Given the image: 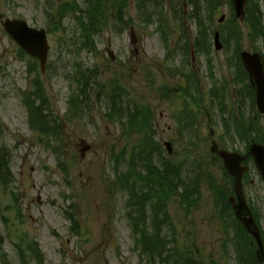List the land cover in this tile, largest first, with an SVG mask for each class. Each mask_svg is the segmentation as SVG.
<instances>
[{
	"label": "rangeland",
	"instance_id": "1",
	"mask_svg": "<svg viewBox=\"0 0 264 264\" xmlns=\"http://www.w3.org/2000/svg\"><path fill=\"white\" fill-rule=\"evenodd\" d=\"M74 1L86 7L84 0H0V138L1 145L3 143L8 149L15 180L6 192L12 190L16 194L20 207L19 213L11 208L14 203L11 192L3 196L0 191V264H21L16 243L22 236L39 244L44 256L43 264H147L136 248L132 226L124 214L128 194L124 193L123 196L110 191L113 149L126 148L129 153L134 145L142 141V135L125 133L118 122L106 116L110 108L107 89L117 82L127 87L139 102L152 108L156 140L164 148L163 156H169L173 162L183 161L184 179L200 185L199 189L192 191V204L186 206L182 203L184 195L180 197L178 194L166 202L165 208L157 214L162 220L169 218L166 225L163 222L159 225L153 223L156 209L151 201L148 202L146 216L150 219V228L161 229L162 237L167 242L166 250L179 246L183 252L195 253L198 259L205 262L244 264L240 258L241 245L229 242L223 230L225 223L218 218L213 207V200L217 198L213 185L216 182L225 184L228 178L223 176L218 159L210 155L212 141L220 140L222 129L220 125L217 126V121L216 126L210 124L202 109L195 130L180 134L178 129V134L185 139L177 137L174 130L176 125L180 126L177 113L182 107V99L169 104L159 93L165 84L178 87L181 75L176 78L169 76V68L179 71L183 63L196 71L200 85L197 96L202 101L209 90L216 86L222 89L220 81L228 79L225 77L229 74L225 66L228 55L235 56L239 47L242 51L264 53V15L260 22L263 35L258 36L250 21L244 23L238 20L231 4L227 0L221 1L219 11L213 14L214 20L205 23L212 30V52L208 60L206 56L198 54L192 60L194 42L203 37L200 38L202 29H198L192 19L193 7L188 0L166 1L170 23H162V29L168 25L173 30L179 21L183 33L178 37L177 33L169 31L165 38L163 34L167 30L163 33L159 30L160 23H156L158 16L154 14L150 22L147 18L139 17L135 1L128 0L127 10L123 8V14L125 20H131L130 27L135 29V45L130 41V27L120 30L123 25L121 17L111 8L112 0H109L105 6L108 21L96 33L93 50L82 46L83 28L71 9H65V17L60 19L59 7H66ZM151 1H148V8L154 9ZM260 4L264 13V0H260ZM224 14L227 20L222 22L221 16ZM111 15L114 16L109 18ZM208 16L210 14L206 12V21ZM86 17L84 15L85 20ZM7 18L26 19L31 26L44 28L48 32V63L52 66L50 71L42 74L45 83L42 102L48 100L50 111L59 119L57 138L29 128L28 111L22 103L21 92L32 90L33 75L27 67L30 59L28 55L22 57L19 54L20 48L5 32L3 22ZM53 20H61L62 28L55 29ZM220 29H226L225 34L231 38V49L216 54L213 33ZM229 29L239 32V38L233 36ZM183 40L187 41V50L183 49L185 55L180 54ZM168 48L174 51V56L167 55ZM109 50L115 53V60L109 57ZM209 63L214 65L215 83L209 78ZM79 71L87 76L93 75V84L88 90L90 97L80 98L84 103L79 117H73L72 109L68 110L69 100L80 93L82 84L77 82ZM83 80L85 82L84 77ZM240 87L244 85L236 89ZM236 89L232 88L231 94H235ZM176 91L182 93L180 89ZM189 91L195 92V89ZM243 91L242 97L248 96L247 90ZM171 92L173 90L167 94ZM235 101L236 95L229 97L221 109L238 113ZM204 105L207 107L208 104ZM219 113H212L216 120L221 117ZM261 120L256 122L254 134H259L260 129L264 132V119ZM211 130L214 135L209 137ZM41 139L58 147L59 153L47 148ZM234 140L230 143L233 149L240 151L247 145V141ZM165 141L172 142V155L167 153ZM83 142L91 146L84 156L81 153ZM156 161L160 162V158L156 157ZM61 162L68 169L66 172L59 165ZM252 179L254 183L249 182L245 189L256 209L264 235V185L259 177ZM228 182L229 189L223 191L226 198L233 186L231 178H228ZM143 191L148 192V189ZM178 193H183V190ZM67 211L79 222L80 233L71 229L73 222L67 219ZM16 213L19 218H16ZM230 236H234V232H230ZM173 259L170 257V260ZM30 264L37 263L31 260Z\"/></svg>",
	"mask_w": 264,
	"mask_h": 264
},
{
	"label": "trees",
	"instance_id": "2",
	"mask_svg": "<svg viewBox=\"0 0 264 264\" xmlns=\"http://www.w3.org/2000/svg\"><path fill=\"white\" fill-rule=\"evenodd\" d=\"M107 1L108 0H86V7L84 9L78 6V4H75V7H73L74 10H79L84 15H87V23L82 20H80V23L84 30V36H87L89 40L91 38L90 31L100 28L99 24L107 19L105 13ZM148 1L149 0H146L145 3H141L140 0H136L139 12L142 11L141 6H144L145 9H147ZM152 1L157 4L162 2V0ZM221 1L223 0H191V5L194 8L192 17L199 28H207L205 23L214 20L213 14L220 9L219 6ZM227 1L230 3V0ZM127 4L128 0H113L112 2V7L121 16V21H123V8L127 7ZM201 11H205V13L207 12L208 15L210 14V17L208 16L207 19L208 21L205 20V13L201 14ZM152 12L155 14L156 9L154 8L148 11L146 13L147 17L150 18ZM251 12V18L255 19L256 10L254 9ZM251 24L252 27L256 29L258 36L263 35L261 23ZM230 31L233 33V36L239 38V32ZM230 41V37H225V42L230 43ZM89 42H91V40ZM32 68L36 70L35 66H32ZM80 75L81 79L79 78L78 82L83 85L81 87V93L88 98V90L92 88V76H87L82 72ZM83 77L85 78V82ZM34 88L35 92L32 95V100L27 104L30 110L32 125L35 128L38 127L44 134L58 136L59 126H57V123L59 122V119H57L50 111L48 101L45 99L44 103L42 102L44 99V90L39 78L34 81ZM107 94L109 103L112 107V112L110 114L115 117V119L125 121L123 124L126 126L128 124L127 129L130 134L142 135V141L132 147L128 156H126V150H123L119 155L115 156L117 157L116 182L123 191L127 190L130 193L129 202L131 206L129 207H131L132 210L129 215L135 221L136 229L134 230V233L137 238V244L141 248V253L148 258L150 264H170L171 262H174V264H215L213 261L205 263L198 259L195 256V253L183 252L179 246L166 250L167 242L162 237L161 229L150 228V219L146 216L147 203L151 201V205L156 209L155 217L152 219L153 223L159 225L163 222L164 225H166L165 222L168 218L165 217L162 220L158 218L157 214L165 208L166 202L171 195L176 194L179 190H183V193H181L182 197L184 195L183 202L190 205L193 201L192 182L184 179V167L182 163H174L162 158L161 146L153 138L151 111L147 107L139 106L135 101H131L130 103L126 97L127 93H122L117 89H114ZM79 98L80 96H76L71 101V107L75 113L78 112V108H82L84 103ZM38 101L39 104H37ZM76 115H78V113ZM51 124H53V126ZM260 134L261 130L259 132V135ZM4 153L5 151L3 147L0 146V183L5 185L9 183L12 174L10 167L7 165ZM156 157L160 158V162L156 161ZM124 166L125 169L120 170ZM193 185L194 188L197 189L198 185L194 182ZM145 188L148 189V192L143 191ZM244 244L245 241H243L241 245L244 246ZM170 257L174 259L170 260ZM250 262L255 264L253 250L250 247L248 249L245 247L242 263L250 264Z\"/></svg>",
	"mask_w": 264,
	"mask_h": 264
},
{
	"label": "water",
	"instance_id": "3",
	"mask_svg": "<svg viewBox=\"0 0 264 264\" xmlns=\"http://www.w3.org/2000/svg\"><path fill=\"white\" fill-rule=\"evenodd\" d=\"M246 2L247 0H233L236 13L238 16L244 13V7L246 5ZM4 27L28 53L40 59L42 64V69L44 70L45 63L47 61L48 51H49V45L45 30L30 28L28 24L23 20H7L6 23L4 24ZM216 41L217 42L219 41L218 34L216 37ZM218 48H220L219 43H218ZM243 60L245 62L247 69L251 73L252 83L254 84L258 95V103L260 109L264 112V64L261 61L262 59L258 54L251 55L245 52L243 53ZM89 148H90L89 146H85L83 148V152H85ZM252 151L256 157L258 167L264 177V148L262 146L255 145L252 148ZM224 157L231 172H233L230 163L234 161V157L228 155H224ZM239 182L240 181L238 179L236 185H237L238 194L240 195L241 198L242 193L239 192L240 189ZM244 210H246L245 213ZM236 212L243 221V224L245 225L247 230L256 238L258 242L259 245V249L257 250L258 261L260 262L264 261V245L260 236V232L256 226L253 217L250 216L249 218L248 217L242 218L243 214L250 215V211L246 207L243 199L241 200V204L239 205L238 209L236 208Z\"/></svg>",
	"mask_w": 264,
	"mask_h": 264
},
{
	"label": "flooded vegetation",
	"instance_id": "4",
	"mask_svg": "<svg viewBox=\"0 0 264 264\" xmlns=\"http://www.w3.org/2000/svg\"><path fill=\"white\" fill-rule=\"evenodd\" d=\"M245 78V76H244ZM254 98H252V96L248 93V96H245V100H244V106H245V114L244 116L249 120V118H251V114L254 113V110H253V105H254V102H253ZM247 152V150H246ZM245 152V153H246ZM248 172H246V174L243 176V183L245 181V184H243V187L246 188L247 187V180H250L251 183H254V179H249L248 177ZM245 191V190H244ZM246 195H247V200L250 201L249 199V194L248 192H245Z\"/></svg>",
	"mask_w": 264,
	"mask_h": 264
}]
</instances>
